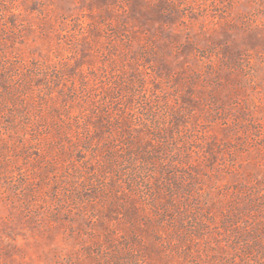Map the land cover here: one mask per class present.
<instances>
[{"label": "rangeland", "instance_id": "rangeland-1", "mask_svg": "<svg viewBox=\"0 0 264 264\" xmlns=\"http://www.w3.org/2000/svg\"><path fill=\"white\" fill-rule=\"evenodd\" d=\"M0 264H264V0H0Z\"/></svg>", "mask_w": 264, "mask_h": 264}]
</instances>
